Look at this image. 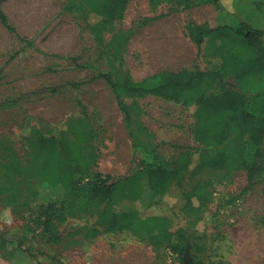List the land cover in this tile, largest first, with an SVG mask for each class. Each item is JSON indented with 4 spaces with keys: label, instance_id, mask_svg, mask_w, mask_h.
Listing matches in <instances>:
<instances>
[{
    "label": "rangeland",
    "instance_id": "1",
    "mask_svg": "<svg viewBox=\"0 0 264 264\" xmlns=\"http://www.w3.org/2000/svg\"><path fill=\"white\" fill-rule=\"evenodd\" d=\"M196 1L190 8L177 5L170 10V0H130L123 17L104 31L110 48L103 53L83 19L79 0H0V9L16 30L8 31L0 21V158L8 144L20 160L30 161L26 116L58 134L79 116L77 98L94 128L99 154L94 169L102 173L120 176L133 165L129 130L168 160L198 145L193 131L205 123V108L194 112L155 95L127 96L122 98L132 109L127 121L102 75L116 71L141 80L164 70L211 69L219 59L207 53L205 42L198 47L189 39L187 24H227L231 12L241 11L243 19L261 2ZM259 27L264 33V24ZM185 182L188 188L190 182ZM211 191V202L201 210L181 209L173 194L140 214L165 216L172 230L183 229L202 249L194 251L200 264H264V174L248 187L246 172L236 171L214 181ZM95 219L68 218L60 225V242L45 244L31 233L23 237L22 221L0 204V231L8 239L7 248L22 240V248L32 255L17 252L16 264H182V255L170 247L150 245L127 230L102 231L84 240L81 228ZM0 264L13 261L0 252Z\"/></svg>",
    "mask_w": 264,
    "mask_h": 264
},
{
    "label": "trees",
    "instance_id": "2",
    "mask_svg": "<svg viewBox=\"0 0 264 264\" xmlns=\"http://www.w3.org/2000/svg\"><path fill=\"white\" fill-rule=\"evenodd\" d=\"M129 1L79 0L83 19L103 53L110 48L104 31L123 17ZM170 1V10L197 3ZM240 15L241 11L231 12L229 23L215 27L187 24L189 39L198 47L205 42L207 53L219 59L211 69L164 70L141 80L116 71L102 74L127 121L132 110L122 102L127 96L155 95L193 107L194 112L201 108L209 112L205 123L193 131L198 145L185 147L172 160L129 130L133 165L120 176L102 173L94 169L99 157L95 131L80 99H76L79 116L58 134L26 116L31 160L24 163L8 144L0 158V204L22 221L23 237L31 233L45 244H58L60 225L68 218L95 215L81 228L86 241L102 231L127 230L178 255L187 248L193 264H200L194 251L202 249L183 229L172 230L167 217L142 216L140 211L173 194L181 209L201 210L212 200L214 181L244 170L249 187L264 174V33L259 27L264 24V0L245 18ZM0 21L8 31H16L1 9ZM185 181L190 182L188 188ZM1 234L0 252L13 264L19 251L32 256L22 248V240L8 249V239Z\"/></svg>",
    "mask_w": 264,
    "mask_h": 264
},
{
    "label": "water",
    "instance_id": "3",
    "mask_svg": "<svg viewBox=\"0 0 264 264\" xmlns=\"http://www.w3.org/2000/svg\"><path fill=\"white\" fill-rule=\"evenodd\" d=\"M182 264H193L189 250L186 248L182 254Z\"/></svg>",
    "mask_w": 264,
    "mask_h": 264
}]
</instances>
